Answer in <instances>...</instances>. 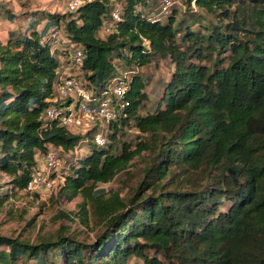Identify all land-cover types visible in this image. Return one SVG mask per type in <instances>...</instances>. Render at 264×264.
Returning <instances> with one entry per match:
<instances>
[{
  "label": "trees",
  "instance_id": "16d2710c",
  "mask_svg": "<svg viewBox=\"0 0 264 264\" xmlns=\"http://www.w3.org/2000/svg\"><path fill=\"white\" fill-rule=\"evenodd\" d=\"M116 1L120 20L101 38L98 30ZM147 1L92 0L62 14L6 11L0 172L12 189L25 190L37 153L49 146L67 153L86 142L89 153L72 163L51 198L81 196L77 212L61 216L101 229L91 242L63 233L65 226L36 243L0 235V264L21 257L44 264L48 256H61L63 264H136L133 256L142 264H264V0H195L197 9L182 0L183 18L172 10L162 20L148 15ZM51 25L63 26L68 40L82 47L80 76L96 89L121 65L168 57L173 71L156 108L139 114L147 94L134 73L125 96L130 104L109 124V144L96 146L84 141L89 133H71L47 119L49 106L69 103L52 101L62 68L55 52L66 58L71 49L45 39ZM130 120L150 137L115 151L117 132ZM142 152L149 153L145 165L125 193L98 187ZM6 198L0 193V207Z\"/></svg>",
  "mask_w": 264,
  "mask_h": 264
},
{
  "label": "rangeland",
  "instance_id": "374dc122",
  "mask_svg": "<svg viewBox=\"0 0 264 264\" xmlns=\"http://www.w3.org/2000/svg\"><path fill=\"white\" fill-rule=\"evenodd\" d=\"M64 2L65 0H0V39L5 40L8 35V29L11 27L9 22L5 20L6 11L20 13L22 11H34L40 8L49 10L53 13L62 14L67 12ZM159 4V0H148L145 11L148 15L156 13L159 10ZM190 7L193 9L191 4ZM187 8L188 6L186 3L180 0V4L173 8L176 12V18H183V14ZM195 9H197L196 6ZM192 26L196 27V24ZM74 48L75 45H72L71 53ZM61 49L65 52L66 46H62ZM55 56L61 62V67H65V63H68L66 59H68L71 54L69 53L65 58L61 52L57 51L55 52ZM67 65H69V63L66 64V67ZM67 68L70 70V74L78 75L77 71L70 69L69 66ZM172 71L173 65L170 64L168 57L156 56L150 64L142 67H126L121 65L117 68L116 74L128 72L132 75L135 73L143 79L145 85L144 90L147 94V99L144 102L145 105L139 110V114L143 115L152 112L156 108L163 93L164 86L169 80ZM120 128L121 129L117 132L118 139L113 144L115 146V151H119L123 143H130L133 145L138 140H147L150 137L149 134H141L137 128L134 127L132 120ZM108 131L106 133H108ZM107 144H109V139H107ZM87 153H89V147L86 142L79 144L71 152H58L61 165L52 176L55 178V182L50 189L14 190L9 184L10 178L0 172V193H4L7 196L0 207V235L18 237L30 243H36L43 238L54 237L59 227L65 226L67 229H65L63 233L66 231L75 236V239L79 241L91 242L94 240L98 233H100L101 226L92 221L89 227H84L77 219L69 221L67 218L61 216L62 212H77L78 203L82 201L81 196L75 197L72 201L51 198L52 194L55 195L59 186L58 184L63 181V176L70 173L72 163ZM142 154L141 157H134V159L130 161V166L126 170L119 172L111 182L99 184L98 187L105 188L106 190L120 189L122 193H125L130 189V186L135 184L141 173V169L145 165V158L149 153L142 152ZM35 159L37 167L39 169H44L43 155L37 153ZM128 170L130 173H127ZM131 173H133V175ZM130 261L136 262V264H142V261L134 256L130 258ZM16 264L43 263H40L37 259L21 257ZM44 264H63V258L61 256H56V258L48 256L45 258Z\"/></svg>",
  "mask_w": 264,
  "mask_h": 264
},
{
  "label": "built area",
  "instance_id": "2783aa9c",
  "mask_svg": "<svg viewBox=\"0 0 264 264\" xmlns=\"http://www.w3.org/2000/svg\"><path fill=\"white\" fill-rule=\"evenodd\" d=\"M89 1L92 0H65L64 5L68 12H73ZM159 2V10L150 14L151 18L157 20L165 19L173 8L180 4V0H160ZM190 4L195 9V0H191ZM120 12L121 5L116 1L113 3L110 18L104 20L98 30L99 37H105L114 31L116 22L120 20ZM45 39L49 40L55 48L61 49L65 45L71 49V46L75 45L71 56L66 60L69 63L67 67L78 72V75L70 74V70L66 66H62L57 71L59 76L55 83L56 96L52 101L65 100L69 103L62 107L49 106L46 118L58 119L71 133H82L81 135L84 136L89 133V136H85L84 141L89 137L96 146H105L107 144L106 132L109 130L110 122L122 114L130 104L125 96L131 87L132 75L128 72L116 74L104 86L97 89L87 86L80 76V67L84 59L82 47L72 44L68 40L63 26L51 25ZM42 155L44 169L36 167L26 190L50 189L55 182L52 175L61 165L58 150L49 146L47 152Z\"/></svg>",
  "mask_w": 264,
  "mask_h": 264
},
{
  "label": "crops",
  "instance_id": "0c3cea01",
  "mask_svg": "<svg viewBox=\"0 0 264 264\" xmlns=\"http://www.w3.org/2000/svg\"><path fill=\"white\" fill-rule=\"evenodd\" d=\"M62 1H63V0H62ZM37 10H44V9L37 8ZM46 11L50 12L49 10H46ZM51 13H53V12H51ZM44 21H45V23H44ZM44 21H42L41 24H39V26H38V28H37V30H38L39 32L42 31V29L44 28V26H45V24H46V20H44ZM47 29H48V28H47ZM47 29H46V31L44 32V33H45V38H46V36H47V32H48ZM63 56H64V54H63Z\"/></svg>",
  "mask_w": 264,
  "mask_h": 264
}]
</instances>
